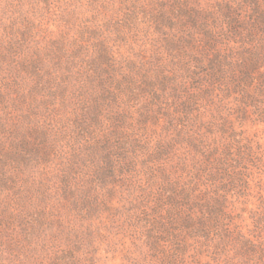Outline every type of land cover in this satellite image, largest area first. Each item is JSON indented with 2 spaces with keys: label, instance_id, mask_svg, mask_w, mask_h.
I'll return each instance as SVG.
<instances>
[{
  "label": "rangeland",
  "instance_id": "374dc122",
  "mask_svg": "<svg viewBox=\"0 0 264 264\" xmlns=\"http://www.w3.org/2000/svg\"><path fill=\"white\" fill-rule=\"evenodd\" d=\"M157 11L150 0H0V264H196L193 256L201 247L195 240L187 239L186 254L175 259L170 257L173 232L159 236L164 238L158 249L150 238L160 215L170 228H181L171 194L161 188L166 172L175 181L172 162L186 158L189 165L198 156L189 155L183 143L164 159L169 167L160 172L162 162L149 156L166 135L158 106L144 124L138 123L136 107H125L132 166L111 173L114 180L96 179L104 157L101 151L92 157L86 149L110 127L100 128L85 116L93 99L82 90L99 92L86 77L105 71V57L112 59L118 78L156 76L160 65L171 70L165 40L173 30L158 26ZM31 65L41 69V82ZM165 97L163 105L169 107L172 101ZM233 101H225V111L237 105ZM78 119L95 136L78 131ZM255 120L236 117L230 125L242 145L250 146L255 162L246 165L251 183L245 196L233 192L230 205L231 223L251 238L257 221L264 226V120ZM101 121L109 124V118ZM231 133L212 135L208 145L224 150ZM119 135L117 141L125 138ZM124 158L116 155L117 168L125 166ZM64 182L75 189L71 200ZM163 197L168 199L160 202ZM207 254L200 255L202 263L212 260Z\"/></svg>",
  "mask_w": 264,
  "mask_h": 264
},
{
  "label": "trees",
  "instance_id": "16d2710c",
  "mask_svg": "<svg viewBox=\"0 0 264 264\" xmlns=\"http://www.w3.org/2000/svg\"><path fill=\"white\" fill-rule=\"evenodd\" d=\"M150 5L158 9L155 14L158 26L165 23L173 30L172 35L166 34L165 40L173 59L168 62L171 70L166 72L160 65L156 76L146 71L147 75L141 76V80L129 74H121L118 78V72L110 63L112 59L105 57V71H93L86 77L99 92L91 89L88 94V89L79 88L85 89L83 95L93 99L92 106L84 110L85 116L100 128L110 126L103 130L107 131L103 136L86 143L88 153L91 151L88 155L93 157L101 151L104 157L105 166L97 172L96 179L108 183L115 178L111 173L132 166V161L128 160L129 138L123 126L128 113L125 107H136L134 109L141 113L138 123L144 124L148 113L153 114L150 111L158 106L165 119L166 135L159 138L156 148L148 153L152 162H162L159 170L164 174L169 167L163 164L164 159L170 154L176 155L183 143L189 148V155L198 156L189 165L186 158L179 157L174 164L171 161L175 181L169 180L166 172L161 189L171 194L169 200L178 211L176 218L181 228H170L171 222L160 215L150 229L152 233L157 231L150 236L152 245L156 249L162 247L164 237L159 236L173 232V241L169 243L174 242V249L170 257L175 259L186 254V240L192 239L201 247L193 256H198L196 264L263 263L264 226L261 221L256 222L253 238L251 234H241L242 227L231 223L233 209L230 205L233 192L245 196L251 183L246 165L255 163L250 146L242 145L236 130L231 129L232 119L256 117L255 122L264 120V0H150ZM130 12L133 14L132 10ZM32 71L37 73L39 81L43 80L38 66H33ZM82 74L77 78L81 79ZM146 94L151 98H144ZM165 94L172 101L169 107L163 105ZM232 97V103H238L225 111V101ZM140 99L144 102L139 106ZM134 104L137 106H132ZM103 111L106 114H102ZM104 118H109V124H103L101 119ZM78 120V131L82 130L83 134L88 129L86 134L95 136V130L87 128L86 121ZM229 132H232V140L224 150L219 144L208 145L212 135ZM119 133L125 138L117 141ZM116 155L127 157L124 158L125 166L117 168ZM65 183V197L70 199L75 189H67ZM161 199L163 202L168 198ZM172 223L176 225L175 220ZM202 253H208L212 260L202 263Z\"/></svg>",
  "mask_w": 264,
  "mask_h": 264
}]
</instances>
